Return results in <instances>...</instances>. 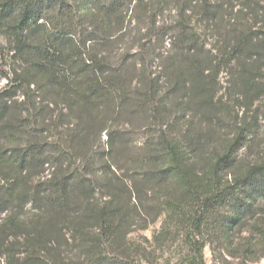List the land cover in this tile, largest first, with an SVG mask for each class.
Wrapping results in <instances>:
<instances>
[{
	"label": "trees",
	"instance_id": "trees-1",
	"mask_svg": "<svg viewBox=\"0 0 264 264\" xmlns=\"http://www.w3.org/2000/svg\"><path fill=\"white\" fill-rule=\"evenodd\" d=\"M72 2L0 0L23 65L0 93V259L154 264L172 226L201 264L218 239L262 257L264 1Z\"/></svg>",
	"mask_w": 264,
	"mask_h": 264
},
{
	"label": "rangeland",
	"instance_id": "rangeland-1",
	"mask_svg": "<svg viewBox=\"0 0 264 264\" xmlns=\"http://www.w3.org/2000/svg\"><path fill=\"white\" fill-rule=\"evenodd\" d=\"M76 0H73L72 4H75ZM137 0H134L133 6L135 5ZM235 4H238L240 0H233ZM264 1V0H257ZM77 4V3H76ZM132 6V7H133ZM133 9V8H132ZM73 12H76L73 10ZM168 15V12H167ZM132 16V11L129 13L128 19ZM135 26L133 23L132 27ZM209 43H215L212 37L209 38ZM23 67L22 64H19L17 55L14 56L12 53V45L11 38L4 32L0 30V93L8 86V82L14 78L13 72L17 69L19 70ZM15 68V70H14ZM222 85H226V74H222ZM15 86H19V84L14 83ZM10 87V86H9ZM9 89V88H8ZM13 93V91H12ZM12 94L8 95L11 96ZM7 96V97H8ZM20 96V95H19ZM18 96V97H19ZM17 96L14 98L17 100V107H20V103L23 101V96L18 98ZM8 99V98H6ZM12 99V98H10ZM264 101V100H263ZM264 108V102H263ZM228 133L230 132L228 126L229 124H225ZM150 133L145 131L136 133L132 140L135 142L134 146L141 147L146 141L150 138ZM103 139L106 141V136L104 135ZM10 149H12V145L6 140V138H2L0 135V191L3 186L6 185L5 175H6V159L10 155ZM169 219L167 215H163L158 221L151 225L148 230L142 231L139 230L135 232L132 237L136 239V241H142V237H148L152 240L153 236L161 230V227L165 222L167 224ZM182 227L177 228L172 226L171 234L168 237L167 242L163 247H161L158 252L155 254L153 258L154 264H201L200 259L198 258L197 252H195V248L190 246L188 242L191 240L188 236V231L183 230ZM180 231V232H179ZM241 236H235L234 244H238L245 239V237L251 236L249 229H244ZM179 232V233H176ZM227 244H222V240L209 241L206 247L203 249V262L202 264H264V254L260 258H249L245 255H241L236 257H232L228 255ZM0 264H5L4 259H0Z\"/></svg>",
	"mask_w": 264,
	"mask_h": 264
}]
</instances>
